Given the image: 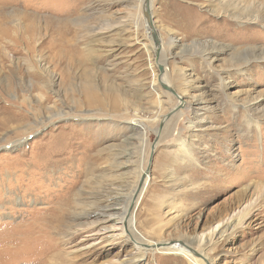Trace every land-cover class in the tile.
Listing matches in <instances>:
<instances>
[{
  "label": "rangeland",
  "instance_id": "1",
  "mask_svg": "<svg viewBox=\"0 0 264 264\" xmlns=\"http://www.w3.org/2000/svg\"><path fill=\"white\" fill-rule=\"evenodd\" d=\"M151 14L160 48L142 0H0V264H264V0ZM142 173L131 231L161 246L88 240L77 214L111 179L128 213Z\"/></svg>",
  "mask_w": 264,
  "mask_h": 264
},
{
  "label": "bare ground",
  "instance_id": "2",
  "mask_svg": "<svg viewBox=\"0 0 264 264\" xmlns=\"http://www.w3.org/2000/svg\"><path fill=\"white\" fill-rule=\"evenodd\" d=\"M142 2H144V0H142ZM151 8H152V0L150 4V9ZM158 71L161 72V73H158L159 76L157 78L160 84L163 83L166 87L171 86L170 82L167 80V77H166L169 74H167V67L163 60L158 64ZM179 97L180 99L178 100L177 106L185 103V100L184 98H182V95L179 94ZM183 154H184V158L185 157L187 158V156L189 155L188 149H185V152ZM108 174H105V175L109 176ZM119 187L120 186L119 184L116 183L115 179L109 180V183L103 187V192H106V193L109 192L110 194L108 196L105 195L106 197L101 199V196H100L101 192H99V194L97 193L99 197L96 198L95 201L89 202V205H90L89 208L91 209L88 208L89 210H83L77 214V220L80 219L82 220V222L83 220L87 221L89 218H92L93 215L95 216L94 218L95 220L90 223H87L86 225L80 224L81 222H79L78 225H82V228H81L82 230L87 229L92 232L91 234L87 235V236H90L88 237L89 238L88 240H91V239L95 240L96 237L98 238L100 236L99 235L100 231L108 230V229H110L113 233V234L107 235V237L109 238L110 237L113 239H116L117 237L121 239L132 238V240H135L134 245H133V250L136 251L138 256L141 255L142 257V254L144 253V250H143L144 243L139 239V237H135V235L131 231L132 220H129L130 216H128V213H127V208H126L127 204L125 205L122 203L124 194L123 192L121 193L120 191H118ZM60 219L61 217H58L55 220H60ZM216 228L211 230L212 232H210V234H208L207 236L205 237L203 236V238H199V240L203 241L206 244H213L219 241L220 239H216V236L217 235L222 236L225 229L217 230ZM83 240H87V239H83ZM87 243L88 241L87 242L85 241L83 245H86ZM200 253L202 255V258L200 257L199 259H197L198 264H212V261L210 260L212 259V257H210L206 253H203L202 251Z\"/></svg>",
  "mask_w": 264,
  "mask_h": 264
},
{
  "label": "water",
  "instance_id": "3",
  "mask_svg": "<svg viewBox=\"0 0 264 264\" xmlns=\"http://www.w3.org/2000/svg\"><path fill=\"white\" fill-rule=\"evenodd\" d=\"M150 4H151V0H144V9H145V15H146V17L148 18V20H149V22H150V24L152 25V28H153V30H154V33H153V40H154V42H155V44L160 48V41H159V36H158V34H157V32H156V30H155V27H154V25H153V21H152V16H151V9H150ZM158 48V49H159ZM163 84V83H162ZM163 86L165 87V88H167V89H169V90H171L172 92H174V93H176L173 89H172V87H166L164 84H163ZM150 165H151V161L149 162V166H148V168L145 170V172L144 173H149V167H150ZM144 173H142V175H141V179H140V182H139V184H138V186H137V189H136V191H135V193H134V196H133V199H132V202H131V204H130V206H129V209H128V216H130V214H132V212L137 208V206L135 207V202H136V199H137V197H138V195H139V192L141 191V189H142V186H143V182H144V178H145V174ZM147 249H155V248H157V247H159V246H161V244H158V243H155V244H151V245H144ZM199 255V254H198Z\"/></svg>",
  "mask_w": 264,
  "mask_h": 264
}]
</instances>
